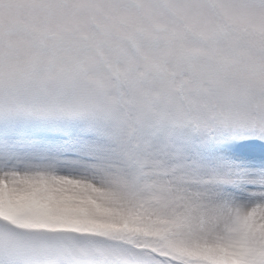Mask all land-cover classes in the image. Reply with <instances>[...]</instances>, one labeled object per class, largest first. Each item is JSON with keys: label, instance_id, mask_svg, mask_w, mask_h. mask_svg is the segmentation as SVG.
<instances>
[{"label": "snow or ice", "instance_id": "obj_1", "mask_svg": "<svg viewBox=\"0 0 264 264\" xmlns=\"http://www.w3.org/2000/svg\"><path fill=\"white\" fill-rule=\"evenodd\" d=\"M0 264H264V0H0Z\"/></svg>", "mask_w": 264, "mask_h": 264}]
</instances>
